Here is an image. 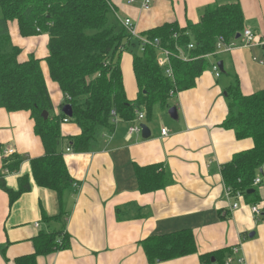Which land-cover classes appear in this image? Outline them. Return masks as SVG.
Segmentation results:
<instances>
[{"label": "crops", "instance_id": "crops-1", "mask_svg": "<svg viewBox=\"0 0 264 264\" xmlns=\"http://www.w3.org/2000/svg\"><path fill=\"white\" fill-rule=\"evenodd\" d=\"M143 1L111 0L112 19L132 18L143 36L141 32L168 22L176 21L186 28L199 23L207 7L238 3L244 27L264 39V0H150L148 9ZM9 29L13 42L23 49L22 60L30 56L42 59L53 113L59 114L64 95L51 79L45 59L49 35L23 36L15 21L9 22ZM131 38L135 42L122 52L120 65L127 97L135 100L139 87L132 52L141 54L144 48L139 38ZM228 43L237 46L219 49L217 41L215 51L206 55L208 66L196 85L171 90L167 105L156 103L151 119H146L145 108L136 110L135 119L114 122V128L104 129L94 148L86 152L71 150L68 139H63L59 150L77 186L61 195L40 186L34 177L32 159L44 154V146L34 131L30 112L8 111L0 105V264H16L17 257L35 251V238L54 231L69 236L68 247L39 255L37 264H203L201 254L224 249L223 264L233 253V264H264V167L255 176L261 177V183L255 184L254 178L247 194L227 186L222 171L236 153L254 146L251 138L239 139L233 128L222 124L229 113L227 89L236 77L244 94L264 89V63L260 62L264 57L256 56L257 52L264 56V48L243 47L241 36ZM181 53L189 59L185 49ZM162 57L158 48V64ZM173 106L177 107V118L168 112ZM139 112L145 114L144 119H138ZM142 122L152 132L147 139L141 132L129 130ZM163 128L167 129L165 135ZM79 132L72 121L61 123L63 137ZM10 149L21 158L17 166L9 157ZM150 164H159L172 181L141 192L135 167ZM24 181L29 189L12 200L7 189L18 193ZM255 204L262 207L260 217L251 211ZM180 231L193 233L197 252L166 260L149 259L143 243L146 238ZM241 257L245 262L238 261Z\"/></svg>", "mask_w": 264, "mask_h": 264}, {"label": "trees", "instance_id": "trees-1", "mask_svg": "<svg viewBox=\"0 0 264 264\" xmlns=\"http://www.w3.org/2000/svg\"><path fill=\"white\" fill-rule=\"evenodd\" d=\"M112 11L111 0H0V105L8 111L30 112L35 122L34 131L44 146V154L32 159L34 177L40 186L51 188L59 195L77 186L59 150L63 139H68L71 150L86 152L94 148L104 129L114 128L113 110L121 120L129 121L136 118V110L145 108L146 119H151L155 104L167 105L171 90L176 92L196 85V79L208 66L206 55L215 51L220 36L229 41L245 28L241 6L228 3L207 7L201 21L186 28L174 21L141 32L149 39V44H145L141 54L132 52L139 93L135 100H130L125 91L120 58L135 41L119 18L112 19ZM11 21L18 24L23 36L44 32L49 35V53L45 59L51 79L63 92L62 105L72 106L71 117L63 111L53 113L42 59L20 58L23 49L12 40ZM157 40L172 53L174 79L163 72L156 60L159 46L154 41ZM183 49L188 60L182 57ZM227 98L229 113L222 125L233 128L239 139L251 138L254 146L236 153L223 166V176L233 191L247 194L257 170L264 167V89L244 94L236 77L227 89ZM44 110L48 111L46 119L42 115ZM65 118L77 124L80 130L77 135H61ZM9 157L15 166L21 161L16 152ZM135 172L141 192L165 187L172 181L159 164L136 165ZM28 189V182L24 181L18 193L7 191L13 200ZM44 217L48 216L44 214ZM59 236L62 238L57 242ZM143 243L152 261L197 252L196 240L190 231L152 236ZM68 245V235L42 232L35 238V251L17 257L15 262L37 264L39 255ZM225 250L201 254L200 258L203 264H223Z\"/></svg>", "mask_w": 264, "mask_h": 264}, {"label": "built area", "instance_id": "built-area-1", "mask_svg": "<svg viewBox=\"0 0 264 264\" xmlns=\"http://www.w3.org/2000/svg\"><path fill=\"white\" fill-rule=\"evenodd\" d=\"M143 6L144 8L148 9L150 7V0H144L143 1ZM121 24L128 30V32L130 33V35L132 37H137L140 40V44L142 45V47L144 48L145 44H149V39L143 36H140L137 32V26L134 22V20L132 18L126 17L124 19H120ZM241 38H242V46L243 47H258L261 46L264 48V39L254 33L250 28H245L243 30V32L241 33ZM154 43L156 44V46H159V48L161 49L162 53H163V57L159 59V64L160 66L164 69V71L166 72V74L168 76H173V69H172V65H171V56L172 53L170 52V50L162 48L160 41H154ZM193 45L191 44L189 47H192ZM237 44L235 43H231L229 44L228 41H226L223 37H220L218 40V48L219 49H231L233 47H236ZM187 57H184V59H186ZM255 59L257 57H254ZM260 62L264 63V58H262L260 60ZM214 70L216 71V75L219 76L220 70H219V66L215 63L213 65ZM112 114L114 116V122H118L119 121V117L118 114L116 112V110L112 111ZM138 119H144L145 114L143 112H139L138 113ZM64 121H68L67 118H65ZM130 133H135V132H141V127H140V123H135L133 125H131L130 127ZM167 132L166 128L162 129V133L165 135ZM8 153H13V150L10 149L8 150ZM262 181L261 177H256L254 180L255 184H260ZM238 196H240V194L238 193ZM238 204L236 203L235 206H237ZM251 211L253 213L254 217H260L262 215V207L260 204H255L251 206ZM238 249L234 248V252H237ZM234 253L230 256H228L225 260L224 264H233L234 263V257H233ZM238 261L240 263L245 262V258L241 257L238 259Z\"/></svg>", "mask_w": 264, "mask_h": 264}, {"label": "water", "instance_id": "water-1", "mask_svg": "<svg viewBox=\"0 0 264 264\" xmlns=\"http://www.w3.org/2000/svg\"><path fill=\"white\" fill-rule=\"evenodd\" d=\"M241 36V33H238L237 34V38ZM219 65L222 69V62H219ZM63 112L68 115V116H72L73 114V110H72V106L71 104H65L63 106ZM169 113L170 115L173 117V118H177L178 117V114H177V107L176 106H173L169 109ZM42 115L43 117L46 119L48 118V111L47 110H44L42 112ZM140 127H141V135H142V138L144 139H147L151 136L152 132H151V129L150 127L148 126V124H146L145 122H142L140 123ZM251 235H254L253 233Z\"/></svg>", "mask_w": 264, "mask_h": 264}, {"label": "rangeland", "instance_id": "rangeland-1", "mask_svg": "<svg viewBox=\"0 0 264 264\" xmlns=\"http://www.w3.org/2000/svg\"><path fill=\"white\" fill-rule=\"evenodd\" d=\"M0 15H1V12H0ZM44 34H47V33L44 32ZM135 40H137V38H135ZM138 42H139V41H138ZM138 46H139V44H136V47H138ZM258 48L260 49L261 47H257L256 49H258ZM259 52H260V51H259ZM256 56H258L259 58L264 57L262 54L259 55L258 52H257ZM209 66L211 67L212 65L210 64ZM171 102H172V99L169 100V103H171ZM168 112H169V110H168ZM167 120H170V118L167 117Z\"/></svg>", "mask_w": 264, "mask_h": 264}]
</instances>
